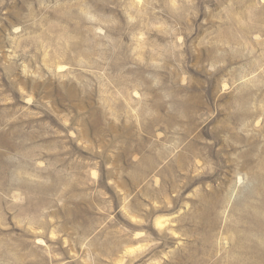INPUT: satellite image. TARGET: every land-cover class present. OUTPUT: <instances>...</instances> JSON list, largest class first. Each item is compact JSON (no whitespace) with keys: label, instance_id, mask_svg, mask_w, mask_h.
Segmentation results:
<instances>
[{"label":"rangeland","instance_id":"obj_1","mask_svg":"<svg viewBox=\"0 0 264 264\" xmlns=\"http://www.w3.org/2000/svg\"><path fill=\"white\" fill-rule=\"evenodd\" d=\"M263 250L264 0H0V264Z\"/></svg>","mask_w":264,"mask_h":264},{"label":"bare ground","instance_id":"obj_2","mask_svg":"<svg viewBox=\"0 0 264 264\" xmlns=\"http://www.w3.org/2000/svg\"><path fill=\"white\" fill-rule=\"evenodd\" d=\"M244 231V230H243ZM247 236V235H246ZM240 237V236H239ZM243 241V240H242ZM244 243V242H243ZM247 243V242H246ZM235 244V243H234ZM241 244H242V242H241ZM252 244V243H251ZM237 246V245H236ZM243 247V246H242ZM240 248V247H239ZM235 250V249H234ZM257 251V250H256ZM262 251V250H261ZM264 251V250H263ZM250 257V256H249Z\"/></svg>","mask_w":264,"mask_h":264}]
</instances>
